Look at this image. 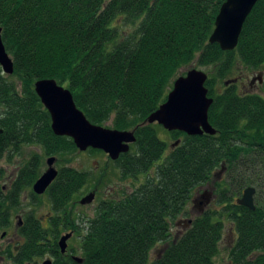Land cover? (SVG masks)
<instances>
[{
  "label": "trees",
  "instance_id": "1",
  "mask_svg": "<svg viewBox=\"0 0 264 264\" xmlns=\"http://www.w3.org/2000/svg\"><path fill=\"white\" fill-rule=\"evenodd\" d=\"M225 2L0 0L2 38L15 69L7 76L0 67V179L3 162L24 145L42 152L20 170L9 196H0V231L19 209L20 193L41 176L45 157L79 153L72 139L53 133L36 94L37 81L54 80L71 91L92 124L135 132L136 143L114 164L123 180L139 184L120 198L102 199L94 217L81 218L71 207L91 173L63 166L47 191L49 227L34 222L24 230L49 231L54 245L62 233L74 231L81 236L83 264H148L163 245L152 264H215L227 219L237 232L230 264L264 263V99L236 88L243 71L262 76L264 86V0L232 52L209 42ZM191 66L206 69L215 136L189 137L146 123ZM216 171L225 176L216 183L221 209L189 220V228L172 240L175 221L188 215L194 192ZM248 188L256 190L255 211L237 203ZM36 250L33 244L23 252Z\"/></svg>",
  "mask_w": 264,
  "mask_h": 264
},
{
  "label": "water",
  "instance_id": "2",
  "mask_svg": "<svg viewBox=\"0 0 264 264\" xmlns=\"http://www.w3.org/2000/svg\"><path fill=\"white\" fill-rule=\"evenodd\" d=\"M260 0H226L216 19L215 29L210 37V44H217L224 52L234 51L249 15ZM3 28L0 26V67L7 76L14 74V61L3 42ZM208 75L204 71L191 69L186 75L179 77L173 85L166 102L147 120L148 125L158 124L169 133L180 132L189 137L215 136L216 131L209 122V110L213 99L206 88ZM263 82L262 76L253 83ZM35 91L43 106L51 117V128L57 137L73 140L80 152L89 149L102 151L112 161L130 152L131 145L137 139L134 131H118L92 124L84 113L78 109L70 90L60 86L54 80H39L35 83ZM179 143H176L178 145ZM56 158L47 160V171L34 185V193L43 195L58 176L55 168ZM256 190L248 188L237 200L239 206L255 211L254 196ZM95 195L83 198L81 205L91 204ZM72 237L68 234L61 238V252L67 250V242ZM75 260L82 264L81 258ZM45 264H52L46 262ZM264 264V263H263Z\"/></svg>",
  "mask_w": 264,
  "mask_h": 264
},
{
  "label": "rangeland",
  "instance_id": "3",
  "mask_svg": "<svg viewBox=\"0 0 264 264\" xmlns=\"http://www.w3.org/2000/svg\"><path fill=\"white\" fill-rule=\"evenodd\" d=\"M191 69L196 68H194V66H191L190 69H183L181 71L180 76L186 75L187 72ZM198 70L204 71L206 73V69L201 68ZM240 75L241 76L238 77V82H236L237 90H239V92H247L251 95H258L264 99L263 82L261 84L255 82L252 86L250 85V83L254 79L258 78V74L252 73L251 71H243ZM105 128L111 129L110 124H108ZM159 133L161 138L166 141L168 146L174 143V141H172L163 130L159 129ZM34 154L42 155L41 149L32 145H24L19 153L13 154L12 157H10L8 160H5L3 162L4 176L0 180V183H6L11 173H19V171L32 159V156ZM51 157L52 156L44 158V166L40 175L47 171V160ZM66 160H69V163L66 162ZM63 166H71L77 170L91 173L92 178L90 179V182L82 190V193L78 195L76 204L71 207V211L73 212V214L81 218L94 217L96 209L102 199H114L117 197L120 198L123 194L131 192L132 189H134V187H137L139 184L133 178L123 180L121 172L119 171L117 166L109 159V157H106L105 153H91L87 151L79 152L77 154H70L65 156L64 159L60 160L59 158H56L55 168L59 171ZM224 180V173L221 171H216L212 181L209 184L197 189L194 192L192 202L189 204L188 207V215L182 216L177 219L174 225L172 226V240H174L177 236L183 234L189 228L187 224L189 220H193L206 212L219 211L221 209L222 206L218 207L217 205L218 195L216 194V183H223L225 182ZM207 187L211 191H213V194L215 195V200L211 199V204L205 207L203 211H200L194 202L200 199V192H202L204 189H207ZM90 194L95 195L96 198L94 202H92L91 204L81 205L80 201ZM255 198L256 195L254 196V203ZM21 209L27 214L33 213L35 216L43 219H46V215H49V213H51L52 215L51 205L47 196L41 198L40 201L36 203L32 202L26 204ZM224 222L225 228L223 232L222 241L220 243L219 253L215 258V264H230L231 250L233 249L237 241V232L235 226L227 219ZM78 236L79 235L72 239L71 244L73 246L76 245L75 254L77 257H81V245ZM163 246H158L151 252V257L148 264H152L156 260V257L158 256L157 253L159 250H161Z\"/></svg>",
  "mask_w": 264,
  "mask_h": 264
},
{
  "label": "flooded vegetation",
  "instance_id": "4",
  "mask_svg": "<svg viewBox=\"0 0 264 264\" xmlns=\"http://www.w3.org/2000/svg\"><path fill=\"white\" fill-rule=\"evenodd\" d=\"M237 92L240 95H248L247 92H239V90H237ZM105 155L106 157H109L107 154ZM112 162L115 163L116 161ZM19 173H11L6 183H0V196L6 198L9 196L13 184L16 181V178ZM44 173H42L41 176ZM35 183L33 184L31 189H27L26 191L24 190L20 193L19 209L12 211V216L9 217L8 227L5 230L0 231V264H45L46 262L58 264L60 257L63 258V262H65L66 264H79L75 260V258L82 257L76 256V245L73 246L71 244L72 239L78 235L74 231L69 230L62 233L60 238L56 242L57 245H54L55 242L52 240V234L49 231L33 232L24 230L25 228L28 229V227H32L31 225L34 222L39 224L43 229H47L49 227V220L52 217L51 213H49V215H46V219L39 218L35 215L29 218V214H27L21 209L26 204L32 202L36 203L40 201L41 198L45 196L48 197V190L43 195H37L34 193L33 188ZM199 196L200 199H198V201L194 203L197 205L200 211H203L205 207L211 204V199L215 200V195L213 194V191H211L208 187L207 189H204L202 192H200ZM68 234H72V237L67 242L66 252L62 253L59 242L62 237ZM80 237L81 236L79 235L78 239H81ZM30 238H36V242L31 241ZM33 244L37 246L36 253L32 251L31 254H29V252H26L24 254L23 251L27 249V246L32 247ZM50 245H54L53 248H50Z\"/></svg>",
  "mask_w": 264,
  "mask_h": 264
}]
</instances>
